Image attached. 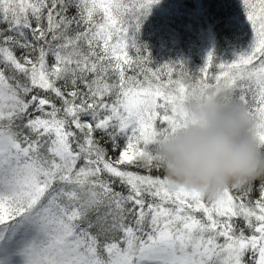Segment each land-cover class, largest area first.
I'll use <instances>...</instances> for the list:
<instances>
[{
  "label": "snow or ice",
  "instance_id": "6c2138e0",
  "mask_svg": "<svg viewBox=\"0 0 264 264\" xmlns=\"http://www.w3.org/2000/svg\"><path fill=\"white\" fill-rule=\"evenodd\" d=\"M156 3L0 0V264H264V176L208 200L154 160L194 92L241 104L264 151V0L247 50L195 75L138 44Z\"/></svg>",
  "mask_w": 264,
  "mask_h": 264
},
{
  "label": "clouds",
  "instance_id": "9594fccd",
  "mask_svg": "<svg viewBox=\"0 0 264 264\" xmlns=\"http://www.w3.org/2000/svg\"><path fill=\"white\" fill-rule=\"evenodd\" d=\"M188 126L162 138L154 160L174 185L216 199L226 187L264 176V151L249 134L246 109L225 93H190L183 104ZM10 138H0L8 147Z\"/></svg>",
  "mask_w": 264,
  "mask_h": 264
},
{
  "label": "trees",
  "instance_id": "16d2710c",
  "mask_svg": "<svg viewBox=\"0 0 264 264\" xmlns=\"http://www.w3.org/2000/svg\"><path fill=\"white\" fill-rule=\"evenodd\" d=\"M137 42L154 66L181 61L195 75L209 52L232 61L246 51L251 30L242 0H159L142 19Z\"/></svg>",
  "mask_w": 264,
  "mask_h": 264
},
{
  "label": "rangeland",
  "instance_id": "374dc122",
  "mask_svg": "<svg viewBox=\"0 0 264 264\" xmlns=\"http://www.w3.org/2000/svg\"><path fill=\"white\" fill-rule=\"evenodd\" d=\"M175 18H177V16ZM11 264H23V258L19 255H13L11 257Z\"/></svg>",
  "mask_w": 264,
  "mask_h": 264
}]
</instances>
